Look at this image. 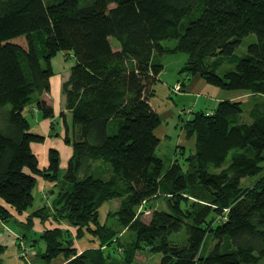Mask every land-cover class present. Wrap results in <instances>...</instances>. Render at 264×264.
Listing matches in <instances>:
<instances>
[{"label": "trees", "instance_id": "trees-1", "mask_svg": "<svg viewBox=\"0 0 264 264\" xmlns=\"http://www.w3.org/2000/svg\"><path fill=\"white\" fill-rule=\"evenodd\" d=\"M190 14L195 17L183 24ZM250 34L256 40L236 55ZM21 35L26 44L13 41ZM170 38L174 46L162 43ZM61 50L75 58L63 83L70 113L68 121L61 112L64 141L73 148L63 176L54 147L48 166L40 167L31 144L44 136L31 130L25 113L35 104L44 117L54 116L40 95L51 89L52 57ZM178 52L187 56L183 76L264 94V0H0V221L11 209L29 210L38 176L62 181L54 209L27 216L28 223L53 219V227L36 237L45 243L36 264L60 254L63 264H109L119 249L126 251L120 264L155 254H161L157 264H256L264 258V115L244 121L243 102L223 99L185 121L193 151L178 145L168 166L156 151L162 118L151 98L165 67L158 56ZM217 57L236 64L218 73L209 61ZM159 196L165 208L145 206ZM119 198L113 214L134 228L128 244L99 219L101 205ZM141 206L140 213L150 211L148 221L137 214ZM209 234L216 244L203 255ZM86 235L98 242L79 251L76 239Z\"/></svg>", "mask_w": 264, "mask_h": 264}, {"label": "rangeland", "instance_id": "rangeland-1", "mask_svg": "<svg viewBox=\"0 0 264 264\" xmlns=\"http://www.w3.org/2000/svg\"><path fill=\"white\" fill-rule=\"evenodd\" d=\"M194 17H195V14L187 15L185 17V19L183 20V24H186L190 19H192ZM112 39H113V42H115V39L114 38H112ZM255 40H256V36L254 34H250V35L246 36L243 39V41L241 42V44L235 50V54L240 55V56L245 54L247 52V46L250 43L254 42ZM13 41L21 43V44H26V37L24 35L17 36L15 38H13ZM176 41H177L176 39L170 38V39H163L162 43L164 45H169L172 47L176 44ZM183 56H186V54H184L182 52L168 53V54L162 55L161 57L158 56L161 59V61L163 62V64L165 65V67H164V70L160 74V79L156 83L155 94L151 98V102H152L153 106L159 111L160 116L162 118L161 125L158 126L156 129V133H157L158 137L160 138V143H159L156 151H157L158 155H160L164 159L166 166H168L175 159V149L178 145L185 146L186 147L185 148L186 153H189L194 148V143H195L194 137L193 136L192 137H186V134H185L186 132H185V129L183 128L185 121L188 118H190L191 116H193L192 113H190V112L194 111L195 109H199V108H203V109L207 110L208 108L212 107L211 105H209V101L207 100V98H205L203 105L198 104V105L194 106L192 103H193V99L195 98V96H193L191 93L188 95L190 98L188 100H186V103H185L186 108H184V109H183V103L180 101V97H181L180 94L176 93L173 96L171 95V98L167 97V93L169 90L168 86L173 84V83L175 84L176 83L175 78L178 76V74L175 72V69L173 70V68H180V70H181V68L185 64V61L187 60V58H186L183 61V59H182ZM74 60H75V58L73 57V55L70 52H66L63 50L59 51L56 55H54L52 57L51 62H52V66H53L56 73L51 78V89L47 93H50L51 91H52V93H59L60 90L63 93V83L65 80L64 78H68L69 73H70V68H71L72 64L74 63ZM209 61L214 62L213 65L217 68L218 73H221L226 69L233 68L236 64V60L233 58L217 57L216 59L211 58ZM179 65H180V67H179ZM180 75L182 76L183 79L185 77L190 79L191 76H194V75H196L195 76L196 79L199 78L198 74H190V75H186V76L184 75L183 76V74L180 73ZM195 81H193L192 84H188V87H187V85L185 86L184 81H182L181 83H178L176 86L174 84L173 85H174L175 89H180V86H182L183 89H185V90H198V89H196V85L194 84ZM223 91L228 92V91H232V90L227 91V90L223 89ZM200 92H202V91H200ZM203 93H207V92H203ZM251 95L252 96L247 95L249 97L248 100L243 102V105L245 107V113L242 116V120H244V121H251L252 120L251 115H250V111L256 107H258L259 109L262 107V109H260L261 111L256 113L257 116H259L261 114L264 115V94L252 93ZM246 102H248V103H246ZM29 107H30V105L26 106L25 113L32 120L33 116H31V114L29 112ZM66 115L68 116L69 112H67ZM249 117H250V119H249ZM55 124L58 125V123H56V122H51L52 132L49 133V135H48V139H49L48 141L57 143L59 141V135H56V133L61 131V126L59 125L57 127V129H55L54 128ZM60 124H61V121H60ZM113 130H114V128L112 127V131ZM60 141H64V137H63V140L61 139ZM36 143H40V142H34L33 143V145H35V148H37V146L38 147L40 146V144H36ZM182 160H183V158H182ZM61 167H62V165H61ZM99 167L101 169H103V171H106V169L109 170V167L106 164H102ZM105 175L106 176L109 175L108 171L105 173ZM41 177L43 179L49 181V182L54 181V180H49L44 176H41ZM251 178H256V176L251 177ZM37 180H40V177H37ZM248 181L249 180H246L247 184H248ZM38 182L39 181H37L36 186L34 188V193H35V196L37 197V200H36L37 202H38V197L40 194ZM57 194H56V196H57ZM165 200L166 199L163 196L154 197L150 201H148L145 204V206L149 205V207H151L153 205L156 209L165 208L166 207ZM120 205H121V199L120 198L119 199H112V200L108 201L106 205L101 206L102 208L100 207L99 219H100L101 223H103L106 220L107 224L110 225V227L112 229L118 230L119 233L117 236H120L122 238L123 242L125 244H128L134 239V236H135L134 228H131L128 226L125 227L123 224H120L116 218V215L113 214L116 211H118ZM143 208H144L143 206L139 207L137 210V214L138 215L142 214L141 218L148 221L150 218V211L148 210L146 212L140 213V211ZM31 209H34L33 205L29 208V211H32ZM53 209L54 208H53V204H52V207L49 210L52 211ZM109 213H111V214L109 215ZM46 219H48L49 221L53 220L50 217L46 218ZM10 223H11V225L13 224L15 229L21 228L19 225H17L16 222L10 221ZM51 227H53V226H51ZM33 229H34V227L30 226L27 230H33ZM6 232H8V230H6L5 228H2V229L0 228V237L3 240L5 238H9L8 237L9 234ZM184 232H185V230L183 229V231H182L183 235H184ZM82 238H84V237H82ZM12 239H14L13 236H12ZM79 239H81V238H79ZM215 244H216V241L213 240L212 235L211 234L207 235L205 242L201 248L203 255L208 254V252L214 247ZM43 245H44V241L42 239H39L38 246L43 247ZM23 252H24V250L22 251V253ZM125 252L126 251L124 249L123 250L119 249V251L117 253L114 252L112 254V256L110 257L108 263L109 264L110 263L120 264V261H124L123 255L125 254ZM146 252L147 251H143V253H146ZM141 256H142L141 257L142 260H144L145 258L148 257L147 255H141ZM160 257H161V254H155L153 258L147 259L148 262L146 260H144L143 262H141L140 260H135L133 263H129V264H157L158 261L160 260ZM244 264H248V263H244ZM256 264H264V258H262Z\"/></svg>", "mask_w": 264, "mask_h": 264}, {"label": "crops", "instance_id": "crops-1", "mask_svg": "<svg viewBox=\"0 0 264 264\" xmlns=\"http://www.w3.org/2000/svg\"><path fill=\"white\" fill-rule=\"evenodd\" d=\"M186 58H187L186 56H183L182 57L183 61ZM174 69H175V72L178 74V76L175 78L176 83L175 84L173 83L175 86L178 83H181L182 81H184L185 86L187 85L188 87V84H192L193 81L196 80L194 84L196 85V89L198 90H185L183 89L182 86H180V89H175L173 84L168 86L169 90L167 93V97L171 98V95L173 96L176 93L180 94L181 95L180 101L183 103V109L186 108L185 103H186V100L190 98L188 96L190 93L193 96H195V98L193 99V103H192L194 106L198 104L203 105L205 98H207V100L209 101V105L212 106L207 109L208 112L211 110H214L215 107L218 105L219 101L223 99H230V100H237V101L245 102L248 100L249 98L248 96L249 95L252 96L251 94L253 93V92H250L244 89L243 90H232V91L227 90L228 92H224L223 89L209 84L208 82L205 81L204 78L200 76L197 79L195 77L196 75L191 76L190 79L186 77H185L186 79L185 78L183 79L179 73L180 68H173V70ZM64 79H67V78H64ZM203 92H207V93H203ZM40 97L46 99L50 104H52L55 113L53 117H44L42 112L36 109L35 104L30 105L29 112L31 116H33L32 120L28 117L31 123V130L35 133L43 135L45 138L43 142L36 143V144H40L39 147L37 146V148H35V145H33V143L31 144V146H32L33 151L35 152V154L37 155L39 159V164L41 168H46L48 166L49 149L53 147L58 149L60 152V166L62 165L63 167V168L61 167V175L63 176V174L66 171L68 161L73 154L72 146L70 144L65 143L64 141H60L61 139L63 140L64 134H65V126L63 124V120L61 117V112L62 111H65L66 113L69 112L66 109L65 95L60 90L59 93H52V91L50 93H43L40 95ZM199 109H203V108H199ZM260 109H262V107ZM259 111L256 108H253L250 111L251 119H252V116ZM190 113H192V111ZM66 117H67V120L70 121V113L68 116L66 115ZM60 121H61V124H60ZM51 122L58 123V125L56 124L54 125L55 129H57L59 125L61 126V131L56 133V135H59V141L57 143L48 141L49 140L48 135L49 133L52 132ZM193 150L194 148L191 151ZM38 177H40V180H37L39 181L38 187L40 189V194H39L38 202H37L36 201L37 197L35 196V193L33 191L34 197H35V201L33 203L34 209H31L32 211L28 210L22 215L15 213V211L11 209L12 216L8 220L0 221V228L1 229L5 228L6 230H8V232L6 233L9 234L8 236L9 238H5L4 240L0 237V246H2V249L0 250V264H36L35 259H36V255L38 251L43 250L45 247V243L43 247L38 246L39 240L36 241L37 240L36 237H38V235L43 230H45L47 227L52 226L53 222L49 221L48 219L44 220V219L37 217V218H34L31 223H28L27 216L29 215V213L37 209L43 208V207L47 209H51L52 202L56 194L61 189L62 181L54 180V181L49 182L43 179L41 176H38ZM107 202L103 203L101 206L106 205ZM10 221L16 222L17 225H19L21 228L15 229L13 224L11 225ZM62 223H64V221ZM30 226L34 227V229L27 230ZM12 236L14 237V239H12ZM91 239L92 238L89 235H86L84 236V238H81V239H76V245L79 248V251H83L90 247L96 246V243L98 241H92ZM24 248H27V255L22 254V251L24 250ZM65 260H66V257L63 254H60L56 258H54L50 264H63Z\"/></svg>", "mask_w": 264, "mask_h": 264}, {"label": "built area", "instance_id": "built-area-1", "mask_svg": "<svg viewBox=\"0 0 264 264\" xmlns=\"http://www.w3.org/2000/svg\"><path fill=\"white\" fill-rule=\"evenodd\" d=\"M26 251H27V248L24 249V252L22 254H25Z\"/></svg>", "mask_w": 264, "mask_h": 264}]
</instances>
